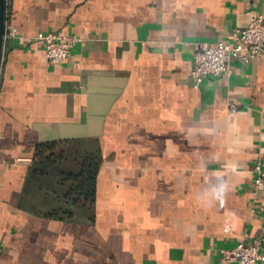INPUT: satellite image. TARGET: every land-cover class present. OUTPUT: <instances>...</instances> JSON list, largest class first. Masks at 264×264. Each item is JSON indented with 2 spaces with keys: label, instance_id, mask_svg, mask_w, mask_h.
<instances>
[{
  "label": "crops",
  "instance_id": "1",
  "mask_svg": "<svg viewBox=\"0 0 264 264\" xmlns=\"http://www.w3.org/2000/svg\"><path fill=\"white\" fill-rule=\"evenodd\" d=\"M257 15L264 0H6L0 264H219L256 237L264 255V57L191 79L197 45ZM48 34L77 39L58 67ZM88 121L101 125L62 140V166L100 155L94 209L52 217L56 180L34 176L35 149Z\"/></svg>",
  "mask_w": 264,
  "mask_h": 264
},
{
  "label": "built area",
  "instance_id": "2",
  "mask_svg": "<svg viewBox=\"0 0 264 264\" xmlns=\"http://www.w3.org/2000/svg\"><path fill=\"white\" fill-rule=\"evenodd\" d=\"M13 32L14 30L11 31V35ZM37 40L42 42L46 60L52 67L60 66L77 42L75 38H67L60 34H48ZM261 56L264 57V18L257 15L246 27L233 29L228 42L197 45L191 69L193 89H198L208 76L229 77L232 60L248 64ZM254 172L256 174L254 187L257 191L264 192V163L257 162L254 165ZM262 246L263 241L259 237L250 241L243 239L235 248L220 251L219 264H262L264 261Z\"/></svg>",
  "mask_w": 264,
  "mask_h": 264
},
{
  "label": "trees",
  "instance_id": "3",
  "mask_svg": "<svg viewBox=\"0 0 264 264\" xmlns=\"http://www.w3.org/2000/svg\"><path fill=\"white\" fill-rule=\"evenodd\" d=\"M64 146L65 142L62 141L38 144L33 158V174L40 178H55V187L47 188L50 198L57 206L50 215L70 219L71 209L75 207L94 209L101 159L97 153H88L80 158L76 169L63 168Z\"/></svg>",
  "mask_w": 264,
  "mask_h": 264
},
{
  "label": "water",
  "instance_id": "4",
  "mask_svg": "<svg viewBox=\"0 0 264 264\" xmlns=\"http://www.w3.org/2000/svg\"><path fill=\"white\" fill-rule=\"evenodd\" d=\"M5 35H6V0H0V68L3 57V49L5 43ZM101 125L100 122L88 121L86 126H75V127H61L60 134L57 138L51 140L53 141H62L67 139H75V138H84L89 137L88 130L93 126ZM88 129V130H87ZM42 141V142H51Z\"/></svg>",
  "mask_w": 264,
  "mask_h": 264
}]
</instances>
